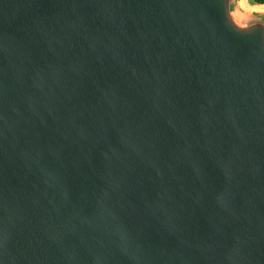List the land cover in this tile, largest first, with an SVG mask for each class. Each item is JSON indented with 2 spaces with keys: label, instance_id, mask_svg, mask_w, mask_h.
<instances>
[{
  "label": "water",
  "instance_id": "95a60500",
  "mask_svg": "<svg viewBox=\"0 0 264 264\" xmlns=\"http://www.w3.org/2000/svg\"><path fill=\"white\" fill-rule=\"evenodd\" d=\"M239 1L0 0V264H264Z\"/></svg>",
  "mask_w": 264,
  "mask_h": 264
},
{
  "label": "bare ground",
  "instance_id": "6f19581e",
  "mask_svg": "<svg viewBox=\"0 0 264 264\" xmlns=\"http://www.w3.org/2000/svg\"><path fill=\"white\" fill-rule=\"evenodd\" d=\"M239 6L246 12L264 13V5H250L248 0H240Z\"/></svg>",
  "mask_w": 264,
  "mask_h": 264
},
{
  "label": "trees",
  "instance_id": "16d2710c",
  "mask_svg": "<svg viewBox=\"0 0 264 264\" xmlns=\"http://www.w3.org/2000/svg\"><path fill=\"white\" fill-rule=\"evenodd\" d=\"M253 5H264V0H250Z\"/></svg>",
  "mask_w": 264,
  "mask_h": 264
},
{
  "label": "rangeland",
  "instance_id": "374dc122",
  "mask_svg": "<svg viewBox=\"0 0 264 264\" xmlns=\"http://www.w3.org/2000/svg\"><path fill=\"white\" fill-rule=\"evenodd\" d=\"M249 2H250V4H252L250 0H249ZM252 5H253V4H252Z\"/></svg>",
  "mask_w": 264,
  "mask_h": 264
}]
</instances>
